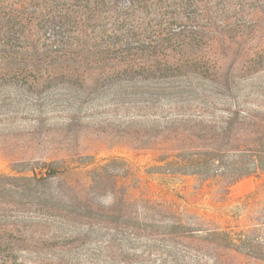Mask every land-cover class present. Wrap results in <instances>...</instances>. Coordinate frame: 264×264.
<instances>
[{
	"label": "rangeland",
	"instance_id": "374dc122",
	"mask_svg": "<svg viewBox=\"0 0 264 264\" xmlns=\"http://www.w3.org/2000/svg\"><path fill=\"white\" fill-rule=\"evenodd\" d=\"M262 140L264 0H0V264H264Z\"/></svg>",
	"mask_w": 264,
	"mask_h": 264
},
{
	"label": "trees",
	"instance_id": "16d2710c",
	"mask_svg": "<svg viewBox=\"0 0 264 264\" xmlns=\"http://www.w3.org/2000/svg\"><path fill=\"white\" fill-rule=\"evenodd\" d=\"M260 147L263 148V155L258 156L257 160H254L252 162L251 169L245 173L243 176H250V175H258V176H264V141L262 140L260 143ZM168 166H171L169 164ZM202 166V165H201ZM199 167L200 170H206V167ZM181 170V169H178ZM171 171V169H170ZM172 172H181L176 171V169H172ZM51 173H46L44 176H42L38 181L39 183H45L47 182V179L51 177ZM185 174V173H184ZM254 194L250 193L248 195V199L252 198ZM264 224V223H263ZM12 233L8 231L7 227H0V256L12 254L16 251V249L13 248V246H10L9 242L7 241V238L10 237ZM245 236V240L243 241V246L249 254H255L258 259L261 261H264V236L260 239H257V242L254 240L251 232L247 233ZM13 248V249H12Z\"/></svg>",
	"mask_w": 264,
	"mask_h": 264
}]
</instances>
